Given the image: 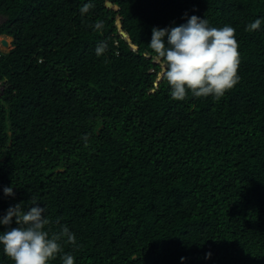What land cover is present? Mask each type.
I'll return each mask as SVG.
<instances>
[{"label": "trees", "instance_id": "obj_1", "mask_svg": "<svg viewBox=\"0 0 264 264\" xmlns=\"http://www.w3.org/2000/svg\"><path fill=\"white\" fill-rule=\"evenodd\" d=\"M105 1L0 0V216L38 202L50 234L74 233V264H264V0ZM185 15L235 29L239 82L219 100L159 79L152 28Z\"/></svg>", "mask_w": 264, "mask_h": 264}, {"label": "clouds", "instance_id": "obj_2", "mask_svg": "<svg viewBox=\"0 0 264 264\" xmlns=\"http://www.w3.org/2000/svg\"><path fill=\"white\" fill-rule=\"evenodd\" d=\"M93 7L89 0L79 11L84 15ZM185 18L187 22L178 26L153 27L148 47L160 63L161 78L167 82L173 100L184 101L189 92L195 98L211 96L219 100L239 82L240 53L235 29L229 25L209 27L207 19L196 15H185ZM261 24L262 19L257 18L245 30H259ZM93 27L102 30L103 21H97ZM106 51L107 42H99L96 55L99 57ZM83 139L87 141V136ZM3 192L5 196H14L12 187H4ZM44 213L45 208L38 202L33 201L32 206L25 209L22 201L0 216V225L4 227L0 232V245L14 264H49L57 255L62 264H74V256L64 251L65 245L78 247L74 233L65 226L50 234L46 230L50 222ZM210 256L209 252L206 258ZM184 259L181 257L182 261Z\"/></svg>", "mask_w": 264, "mask_h": 264}, {"label": "water", "instance_id": "obj_3", "mask_svg": "<svg viewBox=\"0 0 264 264\" xmlns=\"http://www.w3.org/2000/svg\"><path fill=\"white\" fill-rule=\"evenodd\" d=\"M105 5H106V7L108 8V9H114V10H118V6L116 5V4H112L110 1H108V0H106L105 1ZM118 31H119V35H121L122 37H126L127 38V40H129V37H128V35L121 29V25H120V23H118ZM0 43H1V45L3 46V47H8L9 49H10V41H9V39H7V38H4V37H2L1 39H0ZM135 48H136V46L135 45H133ZM159 79H161V74H159ZM155 85H157V82H155ZM3 88V86H1V89Z\"/></svg>", "mask_w": 264, "mask_h": 264}, {"label": "rangeland", "instance_id": "obj_4", "mask_svg": "<svg viewBox=\"0 0 264 264\" xmlns=\"http://www.w3.org/2000/svg\"><path fill=\"white\" fill-rule=\"evenodd\" d=\"M1 20H2V16H0V22H1ZM0 38H2V37H0ZM9 48L8 47H3L1 44H0V50H4V51H6V50H8ZM3 82H4V80H3ZM0 90H1V87H0Z\"/></svg>", "mask_w": 264, "mask_h": 264}]
</instances>
